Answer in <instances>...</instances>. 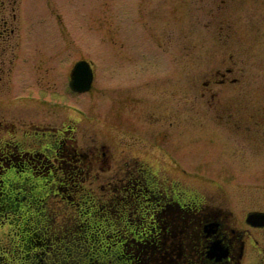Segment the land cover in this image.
Masks as SVG:
<instances>
[{
	"label": "rangeland",
	"instance_id": "374dc122",
	"mask_svg": "<svg viewBox=\"0 0 264 264\" xmlns=\"http://www.w3.org/2000/svg\"><path fill=\"white\" fill-rule=\"evenodd\" d=\"M27 8L40 31L38 101L28 112L38 123H68L59 153L69 158L63 171L41 154L22 158L19 175L37 192L15 185L10 202L0 173L2 264L63 257L55 251H67L76 222L75 242L102 249L104 264H191L204 215L219 211L240 228L264 207V0H29ZM81 58L94 80L75 92L61 73ZM157 186L176 189L183 206L169 199L158 212L167 226L159 235L148 225L163 200Z\"/></svg>",
	"mask_w": 264,
	"mask_h": 264
},
{
	"label": "flooded vegetation",
	"instance_id": "af4514ba",
	"mask_svg": "<svg viewBox=\"0 0 264 264\" xmlns=\"http://www.w3.org/2000/svg\"><path fill=\"white\" fill-rule=\"evenodd\" d=\"M28 1L0 0V161L3 163L0 165V173L4 176L1 193L9 202L12 201L15 185L31 190L34 195L37 192L34 190L35 184L27 176L19 175L20 171L26 168L25 162L21 161L22 158H26V162L29 163L30 159L39 157L41 154L50 161V166L55 165L62 171L69 158L68 153H59L60 146L70 142L71 128H68V123L63 121L59 125L54 123L53 119L48 120L47 116L46 120L38 123L37 113L28 112V109L36 107L38 101V37L40 33L37 18L29 19ZM66 61L64 69L66 74L63 72L61 75L67 76L68 84L71 69L69 59ZM39 141L43 142L40 151L37 145ZM57 154L65 156L59 158ZM132 165L138 166L137 170L143 167L149 170L145 165H137L135 162ZM10 168L17 174L15 177L7 172ZM149 180L141 176V181L145 184ZM158 187L160 186H157L156 192L162 191L158 194L163 200H159L157 207L148 212L150 215L148 225L149 230H156L159 235L162 230L167 232V226H161L160 218L156 216L158 212L162 211L167 203L173 202L180 207L183 206L179 203L176 189L167 192L166 187L164 190ZM5 199L3 200L6 201ZM169 199L172 202L168 201ZM185 201H183L184 205L193 209L196 207L197 211L202 207L199 202L194 201L193 206H190L192 201L190 205L189 201ZM251 211L264 213V207L253 208L249 212ZM249 212L244 217L246 225L240 228L232 223V219L220 215L219 211L215 215H204L202 220L195 224L197 234L194 236L192 248L196 258L190 260V263L264 264V221L257 225L250 223ZM213 248L216 251L211 254ZM179 252L182 253V251Z\"/></svg>",
	"mask_w": 264,
	"mask_h": 264
},
{
	"label": "trees",
	"instance_id": "16d2710c",
	"mask_svg": "<svg viewBox=\"0 0 264 264\" xmlns=\"http://www.w3.org/2000/svg\"><path fill=\"white\" fill-rule=\"evenodd\" d=\"M12 204V203H11ZM85 223H88V221H86ZM75 225H78V229L75 232H73L74 236H72V240H70L69 244H67V251L66 252H62L64 250V247L66 244L63 245V248L58 251L56 250L55 253L63 254V257L61 256V258H57L54 257L53 259L50 257L47 260H43V261H38L40 259L35 257V253H33V255H31V264H99V263H107L110 260H104L100 257L99 252L102 249H94V248H88L85 246H80L78 245V242H75L76 237L80 236V230L83 229L80 227V225L76 222ZM72 228L70 227L69 231ZM40 231V230H38ZM43 231V230H41ZM57 234V232H55ZM114 233L116 235H119L118 232ZM55 234V236L57 237V235ZM54 236V237H55ZM37 239L33 240V245L35 244H39V241H36ZM42 241V240H41ZM61 255V254H60ZM133 264H140L139 260H135L133 262Z\"/></svg>",
	"mask_w": 264,
	"mask_h": 264
},
{
	"label": "water",
	"instance_id": "95a60500",
	"mask_svg": "<svg viewBox=\"0 0 264 264\" xmlns=\"http://www.w3.org/2000/svg\"><path fill=\"white\" fill-rule=\"evenodd\" d=\"M93 78H94V73H93L90 63L87 60L82 59L78 61L75 67L73 68L70 86L73 90L79 91V92L89 90L91 88ZM256 216L257 215L252 213L249 215L248 218L249 219L250 217L256 218ZM216 250H217V247H216ZM216 250L215 248H213V250L211 251V254L215 253Z\"/></svg>",
	"mask_w": 264,
	"mask_h": 264
}]
</instances>
